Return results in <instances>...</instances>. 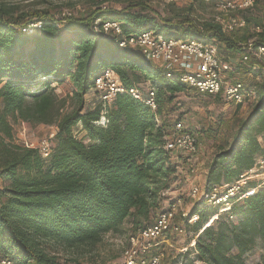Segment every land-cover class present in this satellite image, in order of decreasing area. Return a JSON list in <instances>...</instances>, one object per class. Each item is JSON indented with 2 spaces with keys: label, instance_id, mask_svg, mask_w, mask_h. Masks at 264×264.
Instances as JSON below:
<instances>
[{
  "label": "trees",
  "instance_id": "16d2710c",
  "mask_svg": "<svg viewBox=\"0 0 264 264\" xmlns=\"http://www.w3.org/2000/svg\"><path fill=\"white\" fill-rule=\"evenodd\" d=\"M108 1L60 19L48 11L16 13L0 4V182H8L0 187V260L76 263L62 262L61 252L95 246L128 220L134 235L153 223L157 196L168 189L176 172L163 146L178 120L167 129L158 122L186 87L177 74L167 78L135 51L119 48V37L95 34V20L119 23L124 37L156 31L165 39L212 43L227 62H236L249 40L264 47V0L219 12L223 21L228 15L244 21L242 28L230 32L223 31L217 16L196 21L175 19L180 12H173L160 17L151 9L146 12L142 1L122 9L101 6ZM203 4L190 0L188 11ZM34 22L41 23L37 32H22ZM254 64L260 63L250 61L244 69L249 72ZM105 69L116 73L126 90L153 89L156 113L128 93L118 94L105 115V126H96L101 106L94 99L85 110L84 97L94 94L95 79ZM141 82L150 86L144 88ZM253 86L256 102L244 116L236 117L231 140L209 162L205 193L237 182L264 156V78ZM56 87L65 97L55 93ZM68 97L74 107L63 113ZM12 122L56 126L49 156L43 158L37 150L16 144ZM77 126L87 143L74 137ZM256 186L249 187L254 189L252 195L231 199L224 212L214 207L203 214L199 205H207L194 202L188 212V217L198 215L191 224L189 243L194 241V246L172 257L171 264H246L245 256L257 245L261 253L256 264H264V184L257 190Z\"/></svg>",
  "mask_w": 264,
  "mask_h": 264
},
{
  "label": "built area",
  "instance_id": "2783aa9c",
  "mask_svg": "<svg viewBox=\"0 0 264 264\" xmlns=\"http://www.w3.org/2000/svg\"><path fill=\"white\" fill-rule=\"evenodd\" d=\"M206 1V0H205ZM255 0L217 1L215 6L220 13H227L236 8L252 6ZM65 15V16H64ZM62 17L71 16L70 13ZM60 19V18H59ZM215 20L223 24V31L230 32L242 28L245 23L242 19L228 15L223 21L222 16ZM41 28L40 22H34L22 29L26 35H32ZM93 32L102 36L119 37L118 46L121 49H131L142 56L146 61L157 65L164 71L167 78L179 76V81L186 88L199 94L216 97L228 105L248 108L256 102L257 94L254 86H247L242 80L236 78L242 65L247 66L250 61L260 63L264 59V47L255 45L253 40L241 46V56L236 62L223 60L212 43L197 40L183 41L179 39H165L153 31H146L139 35L129 37L122 36L121 26L117 22H104L95 20ZM128 93L133 99L140 101L153 113H156L158 105L155 99V91L151 88L145 92L137 87L128 90L122 85L119 77L110 69H105L95 79L94 94L101 106V115L96 126L104 127L105 115L118 94ZM43 139L39 143H24L25 147L37 150L46 158L51 153L50 140ZM164 150L168 153H179L192 157L198 150L196 137L186 130L181 121L172 125L164 137ZM259 178L264 184V156L256 160L255 166L242 174L239 180L231 185L214 187L209 193H205L194 185L188 192V198L194 202H204L207 206L219 207L220 212L224 207L229 209L233 198L241 199L254 193V189L244 188L248 181ZM177 204L172 203L168 209L160 211L153 223L146 225L134 235L128 237V243L123 250L120 264H161L164 253L160 249L163 240L169 236L180 234L183 229L176 219H186L193 224L198 221V215L188 217ZM194 246V245H193ZM0 264H13L8 259L0 260Z\"/></svg>",
  "mask_w": 264,
  "mask_h": 264
},
{
  "label": "rangeland",
  "instance_id": "374dc122",
  "mask_svg": "<svg viewBox=\"0 0 264 264\" xmlns=\"http://www.w3.org/2000/svg\"><path fill=\"white\" fill-rule=\"evenodd\" d=\"M100 1L101 0H96L95 2L91 0H0V4L15 9L16 13H40L42 11H48L56 18H62V16L67 13H70L71 16H78L91 5L100 3ZM140 1L147 7L146 12L151 9L160 17L171 16L170 14L173 12L174 14L180 12L173 17L175 19H184L188 17L197 21L200 17L208 19L212 16L219 15V11L215 6L216 2L219 0H201L204 6L192 12L188 11L190 0H109L101 6L122 9L128 4L134 5ZM221 1H234L238 3L241 0ZM133 10L138 11L139 8L135 7ZM154 32L156 33V31ZM248 66L249 65H242L236 78L242 80L247 86H253L254 83L260 82L264 78V59H262L260 64H254V68L248 70L249 72L244 69ZM140 85L147 88L150 86V83L141 82ZM51 86L54 87L56 84L52 83ZM55 93L65 97L61 87H56ZM94 99H96V97L93 93H89L84 97L85 110L91 107ZM66 100L63 113L71 111L74 107V102L69 97L66 98ZM250 107L251 106L248 108H240L238 110L234 105L225 104L213 96L199 94L189 88H186L185 92L180 93L176 100L167 106L158 124H163L164 128L167 129L170 128L174 121H181L186 130L193 133L196 137L198 150L192 157L179 153H169V162L171 165L175 166L176 172L169 179L168 189L159 192L156 199V210L152 214L150 221H153L160 211L168 209L172 203L177 204L183 211L187 213L190 212L194 205V201L187 196L190 188L196 185L203 190L205 172H207L209 162L220 147L224 145L225 142L231 140L235 131L234 121L236 117L239 118L244 116ZM12 123L14 141L21 146H24V143H39L43 139H48L49 135L55 134L57 130L56 126H21L19 123ZM73 134L77 140H81L84 143L88 142L80 126L73 129ZM7 183V181L0 182V187ZM257 183L261 184V186L263 185L259 178H253L247 182L244 188L252 187ZM257 189L258 188H256V190ZM199 207L203 214H208L213 209H216L202 204H200ZM175 222L181 225L183 232L171 235L167 240L165 239L162 241L160 249L163 251L164 257L161 264H171L172 257H175L176 254L193 248L194 241L189 243L193 237L191 223L179 217ZM130 227L131 220H128L123 224L119 232L105 234L95 246L84 245L70 251L61 252V257L63 258L61 261H71L73 259L76 260V263L70 262V264H120L123 250L128 243V237L132 234ZM260 253L261 250L259 245L255 246L253 250L245 256L246 264L258 263Z\"/></svg>",
  "mask_w": 264,
  "mask_h": 264
},
{
  "label": "crops",
  "instance_id": "0c3cea01",
  "mask_svg": "<svg viewBox=\"0 0 264 264\" xmlns=\"http://www.w3.org/2000/svg\"><path fill=\"white\" fill-rule=\"evenodd\" d=\"M205 174H206V172H205ZM255 185H257L256 188H259V187L261 186V184H259V183L255 184ZM256 188H255V189H256ZM216 217H217V216H216Z\"/></svg>",
  "mask_w": 264,
  "mask_h": 264
},
{
  "label": "bare ground",
  "instance_id": "6f19581e",
  "mask_svg": "<svg viewBox=\"0 0 264 264\" xmlns=\"http://www.w3.org/2000/svg\"><path fill=\"white\" fill-rule=\"evenodd\" d=\"M224 209H228L227 207H224L222 211H225Z\"/></svg>",
  "mask_w": 264,
  "mask_h": 264
}]
</instances>
